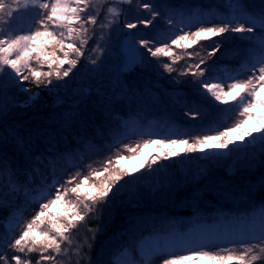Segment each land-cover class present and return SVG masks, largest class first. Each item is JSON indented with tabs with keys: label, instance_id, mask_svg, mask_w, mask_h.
I'll list each match as a JSON object with an SVG mask.
<instances>
[{
	"label": "trees",
	"instance_id": "16d2710c",
	"mask_svg": "<svg viewBox=\"0 0 264 264\" xmlns=\"http://www.w3.org/2000/svg\"><path fill=\"white\" fill-rule=\"evenodd\" d=\"M173 1L177 0H170ZM226 1L238 2L253 11L254 8L259 12L264 9V0H184L188 4H196L206 13H210V8L223 11ZM155 12L158 13L156 20H163L162 9L159 7ZM201 22L213 26L217 20L208 17ZM197 25L191 30H197ZM88 36L89 33L83 35L85 45H76L82 55L77 57L74 52L69 57L77 60L75 67L69 64L59 66L61 55L58 44H52L49 52L55 51L59 55L55 56L58 58L55 61L59 66V77L57 69L56 73L44 77H33L26 70L23 75H27L28 80L20 77L18 85L13 83L11 90L0 94V255L7 257V264H15L14 255L21 256L29 264H56L51 249L42 252L36 248L28 252L25 248L23 253H17L10 247L14 239L22 234L24 225L39 211L44 195L54 196L56 187L77 173L79 176L68 187L75 186L90 172L93 173L89 176L90 182L96 181V171L102 173L100 180L106 179L108 173L103 169L108 167L110 171H118L116 161L119 156L130 153L128 146L135 147L137 143L152 139L148 134L136 132L116 139L117 134L122 132L120 124L123 120L133 117L142 122L149 120L153 114L163 112L183 122L186 107L181 100L189 98L181 87L188 80L185 76L193 74L195 77L200 69L204 70L203 73L215 72L220 60L230 58L228 52L234 47L231 39L224 35L207 41L199 40L187 47L167 43L170 55L150 57L149 54L148 61L130 75L114 76L109 59L99 56V61L89 56L96 55L100 46L90 42ZM218 45L219 50H216ZM201 60L203 64H200ZM165 62L172 68L171 72L165 70ZM196 64L199 68H189V65ZM64 71H69V75L63 76ZM3 83L0 78V85ZM212 121L215 127L223 130L230 127L233 119L230 117L225 123L217 119ZM191 134L184 139L191 142L195 136ZM109 158L111 164L106 163ZM177 162L171 166L166 159H159L155 176L147 172L145 175L125 176L117 184L118 188L123 187L110 208L97 204L94 211H89L85 204L92 202L84 200L87 185L79 200L69 192L67 198L77 204V211L83 217L71 220H76L77 232L96 234L89 239L93 247L103 239L119 237L113 255L123 248L135 254L136 243L146 236L165 233L173 228L184 232L191 228L192 222L217 221L219 214H224L223 218L232 213L248 217L264 208V155L260 152L259 143L251 147H229V153L219 161L200 159L197 154L192 162L188 161L190 164L186 171ZM145 170L151 168L146 167ZM195 193L199 195L194 196ZM81 200L84 202L81 203ZM155 206L163 208L155 209ZM162 209L169 211L168 224L154 221L134 227L137 215ZM17 211L20 212V229L16 233L15 228L10 237L3 222ZM69 215L74 214L70 212ZM101 226H104L102 233L99 232ZM250 241L256 246L264 244L256 239ZM223 245L244 247L237 243H213L207 244L201 251L214 252ZM187 252L152 257L148 264H163L165 258L187 255ZM42 254L51 255L54 259L43 260Z\"/></svg>",
	"mask_w": 264,
	"mask_h": 264
},
{
	"label": "rangeland",
	"instance_id": "374dc122",
	"mask_svg": "<svg viewBox=\"0 0 264 264\" xmlns=\"http://www.w3.org/2000/svg\"><path fill=\"white\" fill-rule=\"evenodd\" d=\"M5 2L13 7L15 6L14 0H5ZM70 2H72V0H70ZM143 3L153 5L154 11H158V8L160 7L162 9V15H164L163 20L157 21L155 16L152 25L145 27L140 21L144 19H153V16L149 10L144 9L141 6ZM229 4L230 2L228 1L224 3L225 9H223V11L210 8V13H206L196 4H188L187 2H184V0H177L173 2H170V0H132L131 4L127 7H122L112 0H89V6L87 7L85 13H81V16H95L96 23H85L83 27L87 29V31L84 32L83 35L85 33H89V41H93L97 47L100 46L96 55L93 54L89 56H92L99 61H101L97 58L99 56L102 59H109L112 63L111 70L114 71L113 75H121L120 66L123 61V57L120 54V45L125 36L132 39L139 52L143 53L144 57H146V61H148L147 55H149L150 52H148L147 48H142L140 46V40L147 39L149 41V47H151L152 50H155L156 47L163 46L165 43L177 46L172 44L171 40L175 38L177 33H180L181 29L200 24L199 22L203 19H208V17H213L217 20V23L214 26H221L223 21L231 19L236 12L235 9L229 7ZM122 8H124V10ZM242 8L247 10L250 14L259 13V11L255 10L256 8H254V11L247 9L244 6H242ZM14 16L18 21L20 14L14 13ZM3 18L7 20L6 14ZM240 18L242 20L247 19V17L243 16ZM128 22L140 24H137L135 29L130 30L125 27V24ZM7 27V25H0V29H6ZM75 27L80 28L79 22L76 23ZM50 30H55L57 33L59 32V29H52L51 27ZM220 35L229 37L232 44L234 43V47L232 46L233 50L230 49L228 52L230 58L220 60V63L217 62L219 64L216 66L215 72L206 71L203 75H201L199 71L195 74V77H193V74H187L185 76L188 77V80L184 81V86L181 87L184 89V95L187 97L189 96V98L181 100L183 105L186 107L184 109L183 122H180L175 119L174 116L164 114L163 112L156 115L153 114L149 120H144L142 122H140L137 118L131 117L130 119L123 120L121 122L120 125L122 127V132L117 134L116 139L126 136L131 132L148 134L152 137V139L175 137L177 135L182 138H186L193 133L195 136H193V140L191 142H194L195 138L199 135L216 134L215 131L218 127H215V123L212 119L224 122L226 119L231 117L233 121L230 126H234L237 120L243 119V117L239 116L238 112L229 116L224 111L225 109L235 108L239 104V100H228L227 103L216 101L206 88L199 87V82L202 80L224 81V91L226 92L228 90L226 86L227 83L235 80L247 79L252 74L249 71L251 64L254 63L255 59H257L260 55L259 49L261 33L257 30L255 39H248V37L253 34L227 32L213 37L200 38L196 41H207L217 38ZM65 42H69L66 37ZM39 44L44 48L48 55H40L37 60L35 59L36 53H33L32 55L34 58L30 61V67L33 71L56 73L58 63L57 61L51 63V61L58 58L53 57L49 52L51 45L56 44V42L54 40H49L48 38H42L41 41H39ZM180 44L183 47L193 45L189 41H182ZM75 45L81 46V39H76ZM58 50V52H60L61 59H63L65 51L69 52V57H71L74 53L66 47L61 50L60 45H58ZM105 50L106 53L104 52ZM149 56L152 57L151 54ZM144 64L145 63H141L140 65ZM24 71H26V69ZM5 73H8V75ZM44 76L46 75H42L40 77ZM0 78L4 81V83L1 84L2 86L0 85V94L11 90V85L13 83L18 85L21 82L20 77L16 76L15 73H12L11 70L7 68L0 72ZM20 90L24 91V88H21ZM262 95H264V93H262ZM181 101L179 100V103H181ZM195 101H197V103ZM194 113H197L198 115L194 116ZM250 114L252 116L259 117L260 111L259 109H255ZM261 123H264V121H261ZM245 127H253V122L249 121V124ZM236 135V133H233V137ZM253 135L255 136L257 133L253 132ZM246 146L251 147L254 145H251L246 139L244 145H242L239 141H235V143L229 147L243 148ZM171 150L176 151L177 155L169 156L166 160L170 162L169 164L171 166L176 164L174 162L178 161L177 164L182 166L184 171H186L187 165L190 164V161L192 162L193 157L197 154L200 155V159L205 158L207 160L210 159L219 161L229 153V149L219 150L208 147H205L203 150L197 148V150L193 152L187 151L186 148H176ZM171 150L168 148H161L160 146H150L148 148L142 147L141 149H138L136 153L130 152L127 155L128 157L133 158L119 160L116 169H118V171H127L129 173L128 175L132 177L142 173L145 175L146 172L148 175L150 174L151 176H155L154 174L158 171L157 163L159 162V159H157L155 163H152L153 157H161L160 159H163L162 153L169 152ZM142 164L144 167H141ZM149 164L151 165L152 173L150 172L151 170H145ZM195 164L193 165L195 166ZM181 180H184V178ZM149 184L150 181L146 183L147 186ZM197 194L195 193L194 196ZM164 202L166 206L167 202ZM160 207L163 208V206H155V209ZM50 211L51 213L61 212V206L58 205L55 209H51ZM217 216V221L212 223L192 222L191 228L184 232L173 228L165 233H160L154 236H146L136 243L135 254L131 253L128 249L123 248L117 255L113 254L115 247L118 245L119 237H116L113 240L108 238L106 240L103 239L101 242L99 241V243H97V246H90L91 242H89V239H93L96 234L84 231L77 232L78 230H76V228L78 224H75L76 220H74L75 222L71 221V223H73L75 227L70 228L66 233H64L65 239L61 241L60 251L58 253L54 252L53 256L56 258V264H130V262H134V264H145V261L147 260V262H149L152 257L172 255L176 252L189 251L186 256H191L192 258L184 260L183 264H238L236 260H225L221 262L219 260H210L205 257H197L193 255V253L201 251L204 246H207V244L237 243L244 245V247H227L226 245H223L224 247L217 248L216 250H213L214 252L210 251V253L220 256H239L243 254L245 247L251 245V243H249L251 242L250 240L264 233V208L258 209L248 217L233 213L228 214L224 218V214H219ZM134 219V227L141 224L152 223L154 221H158L161 224H168L170 214L168 210L162 209L155 213L151 212L146 215H137ZM19 223V211L14 212L3 222V225L10 237L13 236L15 228H17L16 233L19 231V226L21 225ZM18 224L19 226H17ZM47 226L48 225H41V227ZM102 227L104 226L100 227V233L104 232ZM117 234H120V232H117ZM33 238L38 241L42 239V237L35 233ZM36 248H39L38 244L34 249ZM262 248H264V244L256 246V248L248 253L245 259L247 260L250 259L251 256H257L258 259L252 261V264H264V251H261ZM1 252L2 250L0 248V253Z\"/></svg>",
	"mask_w": 264,
	"mask_h": 264
},
{
	"label": "snow or ice",
	"instance_id": "6c2138e0",
	"mask_svg": "<svg viewBox=\"0 0 264 264\" xmlns=\"http://www.w3.org/2000/svg\"><path fill=\"white\" fill-rule=\"evenodd\" d=\"M14 7L0 0V25H7L6 29H0V72L4 71L5 68L10 69L16 76L22 77L23 80H28L27 75H23L26 69L31 73L33 77H40L42 75L51 76V73H42L39 71H33L30 67V61H32L33 53H36L35 59H39L40 55L47 56L48 53L39 44L42 38H48L54 40L56 44L60 45L61 50L65 47L72 52H75L77 57L82 55L79 48L75 45L76 39H81V46L86 41L83 39V33L87 31L83 27L85 23L95 24L96 17L92 15L81 16V13H85L89 6V0H14ZM144 9L149 10L152 13L153 19H144L140 21L145 27L152 25L155 16L158 15L154 11V6L148 3L141 5ZM230 8L235 9L236 14L231 19H227L222 22L221 26H209L208 24L201 22L197 25V30L192 31L191 26L181 29L180 33L175 35V38L171 40L172 44L177 46L182 41H191L192 44L196 43L197 39L204 37H213L219 34L233 32V33H249L253 34L248 39H255L257 30L261 33L260 40V55L255 62L251 64L249 71L252 73L247 79L235 80L227 83V91H224L225 82L220 80H202L199 82V87L206 88L209 93L215 98L216 101L221 103H227L228 100L236 101L239 100V104L235 108L225 109L224 111L230 116L236 112L239 113L243 119L237 120L234 126L226 127L223 130L217 129L216 134H204L199 135L195 138L194 142L189 139H184L177 135L175 137H162L157 139H148L143 144L137 143L135 147L128 146L127 151L136 153L138 149L148 148L150 146H160L161 148L176 149L186 148L187 151L193 152L197 148L203 150L205 147L211 149L225 150L229 149V146L234 144L235 141H239L242 145L245 144L246 139L251 145L259 143L260 152L264 155V9L257 14H250L247 10L243 9L238 3H230ZM14 13H19L20 18L17 21ZM6 14L7 20L3 17ZM247 17L246 20H242L240 17ZM79 22L80 28L75 27L76 23ZM35 26V27H34ZM52 29H59V32ZM125 27L128 29H135L136 23H126ZM65 37L68 43L65 42ZM195 38V39H193ZM140 46L147 48L152 57H158L161 54L164 56L170 55L167 43L162 47H156L152 50L149 47V41L147 39L140 40ZM219 50V45L217 49ZM133 52L140 58L141 63H146V57L144 54L139 52L133 46ZM55 57L56 53H51ZM55 60L51 61L54 63ZM77 63L76 59H69V52H64L63 59L59 60V66L69 64L75 67ZM204 61L201 60L200 64ZM59 66L57 67V76L59 77ZM199 68V64L189 65V68ZM166 71L171 72L172 68L168 63H164ZM70 71V69H69ZM69 71H64L63 76H68ZM204 70L200 69V74L203 75ZM258 73V74H257ZM8 75V73H5ZM259 109L260 116L255 117L250 113ZM249 121L253 122V127H245L249 124ZM253 132L257 135H253ZM233 133L237 135L233 137ZM243 150V149H240ZM177 152L171 150L169 152L162 153L163 159H168L169 156H176ZM133 157L119 156V160L131 159ZM161 157H153L152 163H155L157 159ZM111 158L106 162L111 164ZM2 163V161H0ZM151 168V165H147ZM141 167H144L142 164ZM104 172L108 173V176L104 180H100L102 173L96 171L94 173L96 181H89V176L93 173H89L88 176H84L82 180L77 182L75 186L68 187L71 185L76 176L69 177L64 184L59 185L55 189L54 196L48 194L44 195V199L39 203V211L37 214L28 221L23 228L22 234L19 238H15L14 242L10 244V247L17 253H23L25 248L28 252H32L34 248L39 245V249L47 251L52 249L54 252H59L61 247V241L65 239L64 233L70 228L75 227L71 220L82 219L80 213L77 211V204L69 200L68 193L75 194L77 200L80 199V194L84 192V188L87 185L88 191L84 194V200H90L91 204H85V207L89 211H94L97 204H103L105 207L110 208L113 205L117 195L121 188L117 187L120 182L129 173L124 170L110 171L108 167L103 169ZM98 181V182H97ZM127 183V182H125ZM115 189V191H114ZM81 203L84 201L81 200ZM61 206L63 211L58 213H51V209H55L57 206ZM104 211V208H101ZM74 215H69V213ZM68 220L69 223H64ZM41 225H48L47 227H41ZM19 226V224L17 225ZM38 234L42 237L41 240L33 238V235ZM254 239L264 242V233L260 234ZM256 248V244L253 243L251 246H246L244 253L239 256H220L213 255L207 251H196L193 255L197 257H205L210 260H236L238 264H252V261L258 259L257 256H251L250 259H245L249 252ZM264 251V248L261 249ZM43 260H52L53 256L41 255ZM191 256L176 255L172 258H165L163 264H181L182 261L191 259ZM12 259L15 264H29V261L23 260L21 256L14 255ZM0 261H4L7 264V257L0 255ZM134 264V262H130ZM145 264H148L147 260Z\"/></svg>",
	"mask_w": 264,
	"mask_h": 264
},
{
	"label": "water",
	"instance_id": "95a60500",
	"mask_svg": "<svg viewBox=\"0 0 264 264\" xmlns=\"http://www.w3.org/2000/svg\"><path fill=\"white\" fill-rule=\"evenodd\" d=\"M112 1L118 3L123 7L129 6L132 2V0H112ZM133 46L135 47V49L138 50L137 46L130 37L125 36L122 39L120 45V54L123 57V61L120 66L121 75H125V76L130 75L141 64L140 58L136 56L133 52Z\"/></svg>",
	"mask_w": 264,
	"mask_h": 264
}]
</instances>
